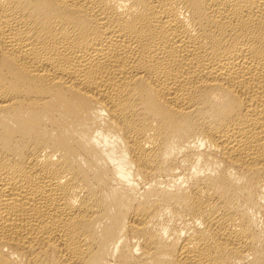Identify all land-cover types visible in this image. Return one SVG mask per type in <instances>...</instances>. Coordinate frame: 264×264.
I'll use <instances>...</instances> for the list:
<instances>
[{"label":"bare ground","instance_id":"1","mask_svg":"<svg viewBox=\"0 0 264 264\" xmlns=\"http://www.w3.org/2000/svg\"><path fill=\"white\" fill-rule=\"evenodd\" d=\"M0 264H264V0H0Z\"/></svg>","mask_w":264,"mask_h":264}]
</instances>
